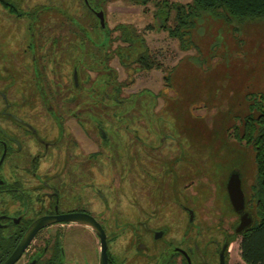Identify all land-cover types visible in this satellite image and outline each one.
<instances>
[{"label":"flooded vegetation","instance_id":"1","mask_svg":"<svg viewBox=\"0 0 264 264\" xmlns=\"http://www.w3.org/2000/svg\"><path fill=\"white\" fill-rule=\"evenodd\" d=\"M111 2L0 0V264L36 225L15 264H245L234 256L250 230L237 231L243 217L255 222L244 164L215 186L202 162L170 160L160 134L136 135L140 146L110 158L117 150L109 132L149 116L122 112L128 98L110 64L112 53L121 64V49L106 51ZM235 173L245 194L240 211L228 191ZM108 180L117 189L113 207ZM153 198L160 221L150 214Z\"/></svg>","mask_w":264,"mask_h":264},{"label":"rangeland","instance_id":"2","mask_svg":"<svg viewBox=\"0 0 264 264\" xmlns=\"http://www.w3.org/2000/svg\"><path fill=\"white\" fill-rule=\"evenodd\" d=\"M168 1L187 4L192 0ZM105 10L113 34L106 51L118 46L124 48L126 56V65L121 56L120 64L113 53L110 62L121 83L120 96L128 98L122 112L149 115L141 117L143 120L122 121L115 136L109 132L117 150L116 154L109 153L110 158L116 162L124 160L127 148L140 146L133 141L136 135L149 141L151 138L146 134H160L165 136L170 160L178 156L192 166L196 160L202 162L208 176L212 174L215 186L224 182L232 167L241 168L244 164L245 187L249 190L257 177L255 154L235 137V131L239 136L243 134V119L251 112V95L264 94V19L240 20L224 15L226 19L205 14L184 47L160 29L161 23L155 18V0L146 5L136 0H112ZM170 24L175 25L174 21ZM119 26L133 32L135 42L123 41ZM95 41L97 44L96 37ZM146 53L161 68H139L137 61ZM257 115L255 112L254 116ZM141 150L137 147L139 153H143ZM116 193L114 181L108 180L105 195L111 207ZM152 200L150 214L160 221V200ZM174 203L167 207L170 220L175 219ZM121 229L120 233L127 230ZM129 239L130 234H122L123 242ZM235 247L234 256L242 263L239 243Z\"/></svg>","mask_w":264,"mask_h":264},{"label":"trees","instance_id":"3","mask_svg":"<svg viewBox=\"0 0 264 264\" xmlns=\"http://www.w3.org/2000/svg\"><path fill=\"white\" fill-rule=\"evenodd\" d=\"M136 1L146 5L151 0ZM155 3L157 7L155 18L161 23L160 29L168 32L171 38L179 40L184 47L197 22L205 14H212L217 18L233 16L240 20L264 19V0H192L187 4L155 0ZM172 21L175 23L174 26L170 24ZM119 27L123 32L121 39L125 42H134L133 32ZM130 47L131 45L127 50ZM123 50L124 48H121L120 56L126 65ZM137 63L143 70L161 68V64L147 53L141 55ZM249 110L250 114L242 122L243 134L239 136L235 131V137L244 141L255 154L257 177L249 197V203L255 211V222L245 234L240 255L245 264H264V94L251 95ZM255 112L258 113L257 116H254Z\"/></svg>","mask_w":264,"mask_h":264},{"label":"water","instance_id":"4","mask_svg":"<svg viewBox=\"0 0 264 264\" xmlns=\"http://www.w3.org/2000/svg\"><path fill=\"white\" fill-rule=\"evenodd\" d=\"M97 17L100 20L102 27H105V15L104 12L97 13ZM228 191L231 198V201L237 211L243 210L245 207V194L242 189V180L240 174L235 173L230 176L228 181ZM253 224V219L245 215L241 221V224L238 228V232H241L244 228L251 227ZM39 226L36 225L33 229V232L30 235L26 236L22 244L17 248L15 255L8 260L5 264H15L23 251L28 247L29 243L32 241L35 236L36 231ZM104 251V250H103Z\"/></svg>","mask_w":264,"mask_h":264}]
</instances>
